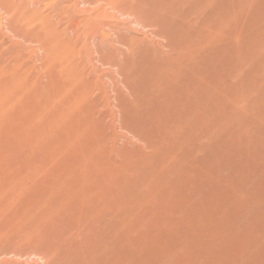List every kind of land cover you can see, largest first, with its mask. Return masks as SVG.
Segmentation results:
<instances>
[{
	"label": "rangeland",
	"instance_id": "obj_1",
	"mask_svg": "<svg viewBox=\"0 0 264 264\" xmlns=\"http://www.w3.org/2000/svg\"><path fill=\"white\" fill-rule=\"evenodd\" d=\"M135 1L0 0V76L4 77L8 75L6 78L11 79L13 77L18 81L10 82L8 83L9 85L5 84V89L0 88V96L4 94L3 98H5L6 103L11 108L5 114H0V264H85L92 257L94 259L91 264H101L102 262V264H108L109 260L110 263L112 260L111 264L117 263L118 260L117 264H147V262L153 264L156 260L158 261L155 264H177L176 261L182 262V258L183 262L185 260V263L178 261L179 264H187V261L188 264L189 262L190 264H195V260L197 259L199 262L203 260V264H223L225 260L224 264H236L237 262V264H254L255 262L256 264H260L261 261V264H264V233H262L264 231V42H262L264 41V29L262 30L264 28V25H262L264 24V12L262 13L264 10V0H229L230 11H228V14L231 16L229 17L228 15L227 18H231L230 20L221 15L218 18H222L224 22L222 23L218 19V22L212 27L210 26V17L208 18L209 23L207 20L202 21V18L197 27H195L196 29L189 27L187 21L194 19L193 15L196 14L199 8L203 7L202 4L204 3L202 1L151 0V2L150 0H137L138 4L134 3ZM158 2L163 3H159L158 7ZM200 2H202L201 5H199ZM146 3L151 4L149 8L160 9L161 12L154 10L152 13L151 11L148 12L151 13L148 14L146 11L149 8L148 5L147 7L145 6ZM168 4L171 5L170 8ZM180 4L183 5L180 6ZM156 6L158 7L157 9ZM170 11L172 12L170 13ZM160 13L164 16L165 20L169 21L168 19H170L173 24L172 22L166 24L165 20H160L161 23L160 21L157 22L158 24L154 22L155 25L153 26V21L158 17L156 18L151 15L160 16ZM166 14L169 18H167ZM178 14L179 18L177 17ZM138 15L147 22V25L142 22L143 20H140L141 18H138ZM184 17L185 19L181 20ZM226 21H228L230 29L228 28L225 32L229 30L228 33L231 37H234V34L236 36L233 39L236 40L235 42L229 35V37L227 36V39L229 38L234 42L229 40L230 46L233 47H230V55H235L227 59L224 51V48H226V45H224L225 39L223 40L225 38L223 36L225 35L220 34L219 36V40H223L221 44H215L208 40L210 33L212 34L210 29L213 28L215 30L212 29L213 32H216L218 29L220 32L222 30L221 27L226 25ZM76 22L79 26L75 27V30L71 29L70 26L72 27V24ZM205 22L209 24V28L206 27L208 24L204 26L203 23ZM92 23H105L106 32L112 34V40L115 38L113 45L120 48L122 52H125L126 46L120 45L117 42V34L114 32L136 40H143L145 44L152 46H150V49L154 51H158L157 49H159L158 52L165 53L167 49L164 45L167 40L163 38L169 37L170 34L173 36L175 31L181 33L184 30L183 27H185L187 30L185 29L184 33L188 31L189 34L183 33L182 36L181 33L180 37L179 33V36L177 34L173 36V41L179 40L185 43L180 45L181 48L182 45L184 46L182 48L183 59H185L184 66H186L185 69L188 68L185 70L187 82H184L183 89L188 98L193 94L197 93L196 95H198L201 92V96L209 98L210 103L216 104L212 110L210 108L207 109V112L210 113L209 115L208 113H205V116L203 113L202 115L197 113L201 116L198 115L197 117L196 114L193 113V115L191 112L186 114L185 140L181 149V155L183 156L182 169L174 178L160 183L161 185L159 184L158 188L157 183L156 186L153 185L154 180L157 181L158 178L153 177L154 180H152V177L149 180L146 179L147 181H153L151 182L152 191L145 186L147 184L146 180L139 179L138 181L134 180L132 184H126L127 180L124 181L123 177L116 178L115 175L113 176L114 178L106 176L93 177V170L97 172L102 170H98L92 164L88 166L89 169L80 166V159L78 158L80 152L76 154L71 146H77L80 150H82L83 146V141H79L71 129L73 113H67L69 120L65 119L61 122L59 126L60 132L54 135L53 138H47L48 131L44 130L46 115L49 117L47 123L56 116L58 118L64 117L63 114L65 112L63 111H65V107H60L61 99H64V96L61 95H65L67 90L64 88V82H51L52 76L56 74L54 72L55 69H53L54 65H58L61 54L57 58L58 54L56 50L51 49L53 43H50L48 47L44 46V40L42 39L43 29L47 30L49 34H54L53 31L59 33L57 37L61 38V41L64 40L66 44L63 43L64 47L59 45V51L61 50L60 47L62 48V55L71 54L73 63L77 60L76 63L83 66L82 71H85L84 75L90 76L89 78L93 82H98L99 87L105 88L107 95L114 97L116 86L123 89V92L125 90L124 93L127 92L123 84L126 77L116 66L97 65L96 59L88 63V56L91 55V52H87L86 50L77 51V49L83 46H93L98 42V35L95 36L90 33L88 37L84 34V31ZM176 23H179V25L177 24V28L175 26ZM163 25L168 29L165 30ZM171 25L173 26L171 27ZM156 26L157 28H155ZM201 26L208 28V32L210 30L209 33L207 32L209 35L204 33L205 30L202 28L204 34L200 35L202 31L199 28ZM37 28L40 29L39 32L36 31ZM158 28L162 30H159L161 34L166 35L165 37L162 38V35L157 32ZM197 29L200 31L199 33L196 31ZM205 34L206 36L204 37ZM187 35H193L191 37H195V41H191V38H187ZM185 37L192 44L187 42L188 40L183 42ZM179 41H177L178 44L181 43ZM200 42H204V46ZM67 44L70 47L73 45L75 48L66 49L65 47L69 46ZM212 44H215L216 48H213ZM187 45L190 47H185ZM199 45L201 48L204 47V51ZM64 49L66 50L64 51ZM68 49L71 51H68ZM186 49L187 51H185ZM189 49L191 51L196 49V52L194 51L196 54L191 51L189 52ZM217 49H220L219 52ZM66 51L68 52L64 55ZM209 51L213 57L209 55ZM216 52L219 54L218 57H214L218 55ZM73 57L75 58L73 59ZM211 57L213 60L210 59ZM63 58L65 59V57ZM218 58L219 61H217ZM202 59L212 61V63L205 62ZM220 59L224 64L219 65L221 64ZM228 60L230 63H228ZM231 60L234 63H231ZM225 62L226 66H224ZM231 64L235 66L233 67ZM129 65H124V72L132 65L133 68L131 69L133 73L140 70L141 67L137 62ZM229 65L232 68L228 69ZM199 66L202 67V70L201 67L198 70ZM216 69L221 70L220 72L223 75L219 71L217 72ZM190 70H192V73ZM66 72L71 76L72 72L70 73L69 69ZM216 72L217 74H215ZM67 73L63 72V74L69 76ZM210 74L211 76L212 74H214L213 76L219 75V78L217 76L212 78L213 76L210 77ZM220 74L223 77L225 76L226 80L231 77L234 78H231V82H221L223 79ZM149 76L142 74L139 79H147L146 81L150 83L152 81V86L153 84H160L158 83V79H160L159 75ZM194 76L203 79L199 78L197 80ZM193 79L197 82H193ZM214 80L219 82H212ZM138 81L139 83L143 82L141 80ZM146 84L143 83V87L139 84L140 90L144 91H139L140 95L150 92L153 88L147 84L146 90L144 88ZM185 84L188 85L185 86ZM217 84L223 88L224 86L227 87L223 89ZM148 87L151 89L149 90ZM190 90H193V92ZM211 91H217L221 96L218 97V93H207ZM9 96L12 98L9 99ZM210 103L207 107L211 105L210 107L212 108L214 105ZM112 104H114V101ZM112 107L111 109L107 107L109 110L102 106L98 108L106 113V130L110 136L106 137L105 140L108 145L116 144L117 151L119 152L128 149H138L141 153L149 154L150 151L148 150L150 149L146 146L145 141L136 139L131 134L116 128L115 124L111 125L113 121L109 117V112H112ZM189 114L190 117L188 116ZM214 115H216L215 119L218 118L214 120L215 122L212 119ZM190 118H193V120ZM189 119L192 123L188 121ZM200 119L203 122V128L199 126L201 124ZM188 123L191 124L189 125ZM192 124L194 128H192ZM212 125L214 128L211 127ZM138 134L140 136V133ZM154 135L159 140L156 147H161L163 142L160 138V133L157 132ZM199 136L201 139H199ZM197 142H199V145L201 143L202 147L201 145L198 146ZM83 147L86 148L88 146L84 144ZM192 155L193 157H191ZM195 156L197 158L194 159ZM190 157L193 159L192 161ZM197 159L199 162L195 161ZM89 163H93V161L89 159ZM84 171L89 173L86 176L87 179H84L81 175ZM126 174L131 178L127 172ZM98 185L101 186L104 192L114 197L113 214L118 213L115 217L116 220L108 222L105 228L98 227L90 214H80L79 209L76 212L71 211V208H76L77 200H83V203H91V205L96 203L97 201L93 200V198L96 197L98 188H94ZM79 189H82L85 195H79ZM106 196L107 194L103 198ZM67 202H71V208L67 209L68 213L65 216L62 215L64 212L60 213L62 216L59 218L58 207L60 205H67ZM118 205L119 208H117ZM130 208L133 210H129ZM191 215L198 217L194 218L193 216L192 218ZM85 218L87 219L84 220ZM184 220L187 224H185L186 222L184 223ZM195 221L196 223H194ZM207 221L208 223H206ZM199 222L204 223L200 225ZM196 227L203 229L202 231L201 229L197 230ZM180 228L181 230H177ZM205 229L208 231L206 232ZM194 231H199L197 235L200 237L197 236V238L196 234L193 235ZM200 231L206 233L205 235L208 238H205V235H202ZM112 232L113 234H111ZM222 232L226 236L220 234ZM226 233H231V235ZM215 235L217 236V240ZM219 235L222 242L218 241ZM186 236L187 238H185ZM201 236H204L205 241ZM223 237L224 239L222 240ZM180 238L183 240L181 241ZM209 238H213L214 242H211ZM244 238L248 239L246 240L248 242L251 240L250 243L245 242ZM254 238L257 239L254 240ZM169 239L172 242L178 240V245L176 242L175 246L172 245L174 243ZM207 239L209 243H207ZM184 240L185 242L187 241L188 245H186ZM198 240L204 241V244ZM231 240H235L236 242L232 243ZM193 242L195 243L194 247L197 249L193 248ZM198 242H200L199 245ZM149 243H152V245ZM179 243L180 245L184 244V248L182 245L180 247ZM189 243L192 247H190ZM212 243H217L214 246L218 248L214 247ZM231 243L235 246L231 245ZM246 243L247 245L249 244V247L245 245ZM209 244L211 245V249ZM218 244H222L221 248ZM137 245L139 247L136 248L135 246ZM197 245L199 248L201 247V251L196 247ZM148 246L153 247L151 248L152 250ZM167 246L169 247L167 248ZM172 246L175 248L173 249ZM213 247L217 249V252L215 251L216 249L213 250ZM228 247L229 249H227ZM173 250L176 252H174L175 254ZM252 250H255V252L252 253ZM126 252H129V254L133 253L131 257H128L131 263L126 257L128 256ZM197 253L199 254L198 256H196ZM245 253H248V255ZM145 254H148L149 257L151 256L150 259ZM151 254H153V258ZM155 255L156 258H160H154ZM182 255H185V258ZM222 255L227 256V258ZM250 255L251 257H249ZM111 256H113V259ZM121 256L124 258L122 257V259ZM178 256H182V258L179 259ZM204 256L209 260H205ZM234 256L236 259L237 257L239 259L235 261ZM241 256L242 259H240ZM247 257L250 258V261H245ZM172 258H175V260ZM171 260L172 262H170ZM242 260H244V263ZM198 261L196 262L198 263ZM207 261L209 262L207 263Z\"/></svg>",
	"mask_w": 264,
	"mask_h": 264
},
{
	"label": "bare ground",
	"instance_id": "obj_2",
	"mask_svg": "<svg viewBox=\"0 0 264 264\" xmlns=\"http://www.w3.org/2000/svg\"><path fill=\"white\" fill-rule=\"evenodd\" d=\"M151 1V0H150ZM159 1H161V0H159ZM166 1V0H165ZM164 1V2H165ZM197 1V0H196ZM199 1H202L204 4H202L203 5V7L202 8H199V10L196 12V14L195 15H193L194 17V19L193 20H190V21H187V25L189 26V27H192L193 29H196L195 27H197V25L199 24V22H200V19H202V21L204 20V21H206L207 20V22H208V18L210 17V19L209 20H211L210 21V26H214V24H216L217 22H218V17L219 16H221L222 15V17H226V19L227 20H230L229 18H227V16L229 15L228 14V11H230V9H229V7H230V5L228 4V1L229 0H199ZM205 1V2H204ZM152 2V1H151ZM202 2H200V4L199 5H201V3ZM134 3H137V0L134 2ZM159 3L160 2H158V7H159ZM163 3V2H162ZM162 3H160V4H162ZM196 3V2H195ZM198 3V2H197ZM138 4V3H137ZM136 4V5H137ZM264 4V3H263ZM141 5V4H140ZM142 5H144V4H142ZM147 5H148V8H149V6H151V4L149 5L148 3H146V7H147ZM164 5V4H163ZM169 5V4H168ZM174 5H175V3H174ZM183 5V4H182ZM181 4H180V6H182ZM135 6V5H134ZM133 6V7H134ZM167 6V5H166ZM179 6V5H178ZM198 6V5H197ZM136 7V6H135ZM157 6H156V9L158 8ZM163 7H165V6H163ZM162 7V8H163ZM171 7V5H169V8ZM173 7V6H172ZM137 8V7H136ZM168 8V7H167ZM168 8V9H169ZM178 8V7H177ZM194 8V7H193ZM139 9V8H138ZM144 9V8H143ZM151 7L149 8V10L148 11H146L147 13L148 12H150L151 11V13H152V11H154L155 9H151ZM180 9V8H179ZM121 10V9H120ZM157 10H159V12H161V10L160 9H157ZM157 10H155V11H157ZM170 10H172V9H170ZM184 10V9H183ZM141 11V10H140ZM179 11V10H178ZM185 11V10H184ZM193 11V10H192ZM195 11V10H194ZM129 12H131V11H129ZM129 12H127V13H129ZM163 12H164V9H163ZM168 12V11H167ZM166 12V13H167ZM172 11H170V13H171ZM264 12V10L262 11V13ZM133 13V12H132ZM138 13V12H137ZM151 13H148V14H151ZM156 13V12H155ZM169 13V12H168ZM167 13V14H168ZM130 14V13H129ZM140 14V13H139ZM167 14H166V16H167ZM187 14V13H186ZM264 14V13H263ZM132 15V14H131ZM169 15H171V14H169ZM172 15H173V13H172ZM176 15V14H175ZM174 15V16H175ZM140 15H138V18H141V17H139ZM150 16V15H149ZM151 16H155L157 19L155 20V21H153V26L155 25V23H157L158 21H164L165 19H164V16L163 15H161V13H160V16H156V15H151ZM150 16V17H151ZM165 16V17H166ZM231 15H229V17H230ZM137 17V16H136ZM178 18H179V14H178V16H177ZM186 17V16H185ZM185 17L184 18H181V20L182 19H185ZM261 17V16H260ZM137 18V20H139ZM167 18H169L168 16H167ZM188 18V17H187ZM153 19H155V18H153ZM174 19V18H173ZM222 18H220L219 19V21H221L222 23L224 22L223 21V19L221 20ZM141 21L143 20V18H141L140 19ZM169 21H167V20H165L166 22V24L167 23H169V22H172V21H170V19H168ZM233 20V19H232ZM161 21H160V23H161ZM138 22V21H137ZM142 22H144L145 24L147 23L146 21H142ZM141 22V24H143ZM155 22V23H154ZM183 22V21H182ZM139 23H140V21H139ZM209 23V22H208ZM208 23H203L204 24V26L205 25H207ZM149 24V23H148ZM158 24V23H157ZM164 24V23H163ZM166 24H164V25H166ZM172 24H173V22H172ZM177 24L179 25V23H176V28H177ZM202 24V25H203ZM221 24V23H220ZM147 25V24H146ZM164 25H163V27H164ZM181 25V24H180ZM200 25H201V23H200ZM199 25V26H200ZM262 25H264V24H262ZM79 25H78V23L76 22V23H73L72 24V27L70 26V28L71 29H74L75 27H78ZM167 26V25H166ZM165 26V27H166ZM173 25H171V27H172ZM183 26H184V24H183ZM229 24H228V21H226V25L224 26V27H221L222 28V30L219 32L218 31V29L216 30V32H213L212 31V29H210L211 30V32H212V34L210 33V36H209V41L210 42H214L215 44H221V41H223L224 39H225V43H224V45H226V48H224V51H225V56H226V59L228 58V57H231V56H233V55H230V52H231V49H230V41L229 40H231V39H227V36L229 35L230 36V34L228 33L229 32V30H228V32H225V30H227L228 28H229ZM105 23H92V24H90V26L86 29V31H84V34L86 35V36H88L89 37V35H90V33H91V35H98V37H99V39H98V42L97 43H95V45H93V46H87L86 44V46H83L82 48H80V49H77V51H79V52H81V51H87V52H91V55H89L88 57H89V60L87 61L88 63H91V61H93V60H95L96 59V63H97V65L98 64H101V65H111L112 67L113 66H116L118 69H119V71L120 72H122L123 74H124V76L126 77V79L124 80L125 82H123V84H124V86L126 87V90H127V92L126 93H124L125 92V90H124V92H123V89H120L118 86H116L115 87V89H114V91H115V96L114 97H111V96H109V95H107V91H106V89L104 88L103 89V87L102 86H98V82H93L87 75L85 76L84 74V72L85 71H82V69H83V66L81 65V64H79V63H76L77 62V60H76V62L75 63H73V60H72V57H71V54L70 55H68L67 54V52L68 51H71V50H69L68 49V51H66V53H64V55L65 54H67L66 56H63L62 54H63V52H62V46H63V43L65 42L64 40L63 41H61V38H58L57 36H58V34L59 33H57L56 31L54 32L53 31V33L54 34H49L48 32H47V30H45V29H43V37H42V39L44 40V42H43V44H44V46H46V47H48V45H50V43L52 44L51 46H52V48L51 49H55L56 50V52H57V54H58V57L57 58H59L60 56V54H61V57L59 58V61H58V65H54L55 67L53 68V69H55V75H53L52 76V80H51V82H64V88H66V90H67V93L65 94V95H61V96H64V99H61L62 101H61V108L62 107H65V111H63V112H65L64 114H63V116L64 117H61V118H58L57 116L54 118V119H51L50 120V122H48L47 123V121H48V119H49V117L46 115V117H45V123L46 124H44L45 125V128H44V130L46 129L47 131H48V137L47 138H49V137H51V138H53L54 137V135H56L57 133H59L60 132V130H59V126H60V124H61V122L63 121V120H65V119H68L69 120V115L67 114L68 112H69V114H72L73 113V118L71 119V129L73 130V134H74V136L77 138V139H79V141H83V146H84V144H86L88 147H83L82 146V150H80V149H78L77 148V146H74V145H71L72 146V148L74 149V152L77 154V153H79L80 152V154L78 155V158L80 159V166H82L83 168H87V169H89L88 168V166H90V164H92V165H94L98 170H102V171H96V170H93L94 171V176L93 177H104V176H106V177H113L114 175L116 176V178H119V177H123L124 178V181L125 180H127V182H126V184H132L133 182H134V180H139V179H141V180H149L150 179V177H152V180H154V178L153 177H155V178H158L157 179V181H155L154 180V184L153 185H155L156 186V183H157V188H158V185L160 184V183H163V182H165V181H167L168 179H172V178H174L180 171H181V169H182V163H183V156L181 155V149L183 148V143H184V140H185V126H186V114L188 113V112H191L192 114L194 113V114H196V116L198 117V115L199 114H197V113H200L201 115H202V113L204 114V116L206 115L205 113H208V115L210 114L209 112H207V109H213V107H215V105L214 104H212V103H210V99L209 98H205L204 96H201L200 95V93L201 92H199V94L198 95H196V94H190V95H192L191 97L189 96V98H188V96L186 95V93H185V90L183 89L184 88V82H187V80H186V77H185V70L186 69H188V68H186L185 69V67L186 66H184V60L185 59H183V54H182V52H183V50H182V48L184 47L183 45H182V48H181V44H185V43H182L181 41H179V40H176V41H173V36H176L175 34H179L180 32L178 31H175L174 33V35L173 36H171V34L169 35V37H167L166 35H164V34H161V32L160 31H162L161 29H159L158 28V33L159 34H161L162 35V38L163 37H165L166 36V38H163V39H165V40H167V42L165 43V48L167 49V51L165 52V53H160V52H158L159 51V49H157L158 51H154V50H152V49H150V44H145L144 43V41L143 40H136V39H134V38H129V37H126V36H124V35H119L117 32H114V33H116L117 34V38H116V40H117V42L118 43H120V45L121 44H123V45H125L126 46V49H124L125 50V52H122L121 50H120V48H118V47H116V46H114L113 45V41L115 40V38H113L114 40H112V34H110V33H107L106 32V29H105ZM164 27V28H165ZM179 27H181V26H179ZM206 27H208L209 28V24L206 26ZM232 27V26H231ZM155 28H157V26L155 27ZM182 28V27H181ZM204 29L205 30V32L204 33H207L208 32V28H203V26H201L199 29L202 31V29ZM262 28V27H261ZM163 29V28H162ZM166 29H168V28H165V30ZM183 32L181 31V29L179 28V30L181 31V33H182V36H183V33L185 32V27H183ZM206 29H207V31H206ZM230 29V28H229ZM264 28H262V30H263ZM75 30V29H74ZM155 30V29H154ZM160 30V31H159ZM175 30V29H174ZM173 30V31H174ZM187 30V29H186ZM190 30H192L191 28H190ZM210 30H209V32H210ZM214 30V29H213ZM261 30V31H262ZM36 31L37 32H39L40 31V29L39 28H37L36 29ZM35 31V32H36ZM68 31V30H67ZM73 31V30H72ZM156 31H153V32H156ZM195 31V30H194ZM196 31H198V29L196 30ZM215 31V30H214ZM224 31V32H223ZM78 33H81V32H79V31H77ZM156 32V33H157ZM200 31H198V33H199ZM208 32V33H209ZM237 32V31H236ZM235 32V33H236ZM240 32H242L241 30H240ZM52 33V32H51ZM64 33V32H63ZM77 33V34H78ZM173 33V32H172ZM181 33H180V37H181ZM187 33H188V31H187ZM187 33H184V34H187ZM203 33V31L200 33V35ZM203 33V34H204ZM207 33V34H208ZM83 34V33H82ZM189 34V33H188ZM197 34V33H196ZM202 34V35H203ZM220 34H223V35H225V36H223V37H225V38H223V37H220V38H223V40H219V36H220ZM232 34V33H231ZM237 34V33H236ZM242 34V33H241ZM63 35V34H62ZM79 35V34H78ZM155 35H157V34H155ZM194 35V34H193ZM193 35H191V36H193ZM201 35V36H202ZM209 35V34H208ZM250 35V34H249ZM179 36V35H178ZM188 36V35H187ZM191 36H188L187 38H191V41H193L194 39H195V37L196 38H198L197 36H195L194 38L193 37H191ZM206 36V34L204 35V37ZM228 36V37H229ZM22 37V36H21ZM63 37H65V36H63ZM208 37V36H207ZM231 37V36H230ZM234 37H236L235 36V34H234ZM234 37H231L232 38V40L233 39H235ZM23 38V37H22ZM81 38V37H80ZM186 37H185V40L183 41L182 39V41L183 42H185V41H187V42H189V39H187ZM193 38V39H192ZM237 38H238V36H237ZM65 39V38H64ZM239 39V38H238ZM67 40V39H66ZM197 40V39H196ZM199 40H201V39H199ZM231 40V42H235L236 40H233L232 41ZM263 40V39H262ZM68 41V40H67ZM177 41H179V42H181L180 44H178V42ZM189 42V43H191L192 44V42ZM195 41V40H194ZM203 41H205V39H203ZM237 41H239V40H237ZM176 42H177V44H176ZM207 42V41H206ZM233 42V43H234ZM262 42H264V41H262ZM67 43V42H66ZM69 43V42H68ZM200 43H202V42H200ZM222 43V44H223ZM240 43V42H239ZM260 43V42H259ZM65 44V43H64ZM72 44V43H71ZM186 44H188V43H186ZM214 44V45H215ZM59 45H61V47H60V51H59ZM66 45V44H65ZM69 44H67V46H68ZM84 45V44H83ZM190 45V44H189ZM206 45V44H205ZM207 45H208V43H207ZM213 44H212V46H213V48H216L215 46H214ZM232 45V44H231ZM261 45V44H260ZM264 45V44H263ZM200 46V45H199ZM202 46H204V42L202 43ZM209 46H211V45H209ZM217 46V45H216ZM64 47V46H63ZM71 47H73V48H75L73 45L71 46ZM70 47V45L68 46V47H65L66 49L67 48H71ZM77 47V46H76ZM152 47V46H151ZM185 47H190V46H185ZM258 47V46H257ZM122 48V47H121ZM200 48H201V46H200ZM204 48V47H203ZM203 48H201L202 50H203ZM222 48V47H221ZM231 48H233V47H231ZM66 49H64V51L66 50ZM212 49V48H211ZM210 49V51L211 52H213L212 50ZM223 49V48H222ZM49 50V49H48ZM73 50V49H72ZM196 49H193V51H191L190 49L188 50L189 52L191 51V52H193V53H195L196 51H195ZM218 50V52H219V50L220 49H217ZM235 50V49H234ZM263 50V49H262ZM51 51V50H50ZM75 51V50H74ZM153 51V52H152ZM185 51H187V49L185 50ZM184 51V53H186ZM195 51V52H194ZM204 51V50H203ZM210 51H209V53H210ZM215 51V50H214ZM78 52V53H79ZM237 52V51H236ZM236 52H234V53H236ZM198 53V52H197ZM217 53V52H216ZM72 54H73V52H72ZM81 54V53H80ZM192 54V53H191ZM196 54V53H195ZM194 54V55H195ZM199 54V53H198ZM197 54V55H198ZM218 54V53H217ZM220 54H221V52H220ZM86 55V54H85ZM202 55V54H201ZM209 55H211L212 56V53H210ZM240 55V54H239ZM199 56V55H198ZM197 56V57H198ZM219 56V54L217 55V56H214V57H218ZM235 56V55H234ZM63 57H65V59L63 58ZM186 57V56H185ZM213 57V56H212ZM212 57L210 58L211 60H213L212 59ZM224 57V56H223ZM75 57H73V59H74ZM196 58V57H195ZM239 58H241V57H239ZM209 59V58H208ZM214 59H217V58H214ZM243 59H245V58H243ZM189 60V59H188ZM195 60V59H194ZM202 60H204V59H202ZM221 60V59H220ZM233 60H234V58H233ZM90 61V62H89ZM205 62H210V63H212V61H207L206 59L204 60ZM217 61H219V58H218V60ZM232 61V60H231ZM136 63L137 62V64H139V65H141V67H140V70H138V71H135L134 73H133V70L131 69V68H133L132 66L131 67H128L129 69L128 70H125V72L126 71H128V72H124V65H127V66H130L129 64H133V63ZM239 62V61H238ZM244 62V61H243ZM193 63V62H192ZM191 63V64H192ZM209 63V65H211ZM215 64H216V62H214ZM214 63H213V65H214ZM219 63V62H218ZM218 63H217V65H218ZM222 63L224 64V62L221 60V64H219V65H222ZM228 63H230V61L228 60ZM231 63H234V61H232ZM199 64V63H198ZM197 65V64H196ZM202 65V64H201ZM204 65V64H203ZM216 65V66H217ZM218 65V66H219ZM227 64H226V62H225V65L224 66H226ZM232 65V64H231ZM242 65H243V63H242ZM223 66V67H224ZM233 66V65H232ZM235 66V65H234ZM233 66V67H234ZM239 66H241V65H239ZM250 66V65H249ZM135 67V66H134ZM189 68H190V66H188ZM200 67L201 66H199L198 67V70L200 69ZM136 68V67H135ZM205 68V67H204ZM208 68V67H207ZM214 68V67H213ZM226 68V67H225ZM224 68V69H225ZM230 68H232V67H230V65H229V67H228V69H230ZM69 69V71H70V73H71V76H70V74H68L67 72H66V70H68ZM191 69V68H190ZM196 69V68H195ZM221 69V68H220ZM223 69V70H224ZM227 69V68H226ZM201 70H202V67H201ZM215 70V69H214ZM213 70V71H214ZM217 70V72L219 71V69H216ZM222 70V71H223ZM241 70V69H240ZM192 70H190V72H191ZM221 71V70H220ZM219 71V72H220ZM228 71V70H227ZM63 72H65V73H67L69 76H67V75H65V74H63ZM120 72H118V73H120ZM194 72H195V70H194ZM200 73H201V71H199ZM217 72L215 73V74H217ZM128 73V74H127ZM192 73V72H191ZM199 73V74H200ZM213 73V72H212ZM220 73H222V72H220ZM224 73H225V70H224ZM229 73V72H228ZM244 73V72H243ZM8 74H10V73H8ZM142 74H146V75H150L149 77H152V76H158L159 75V77H160V79H158L157 81H158V83H160V84H156V85H154L153 84V86L151 85V83H152V81H151V83L149 82V81H146L147 79H145V80H143V78L142 79H139V78H141L140 76H142ZM187 74V73H186ZM219 74V73H218ZM11 75V74H10ZM214 74H212V76H213ZM221 75V74H220ZM222 75H223V73H222ZM221 75V78L223 79V81H221V82H231V78H234V77H231V78H228V80H226L223 76ZM8 75H5L4 77H1L0 76V88H4L6 85H9L8 83H10V82H18L17 80H15L13 77H11V79H9V78H6ZM14 76V75H13ZM145 76V75H144ZM196 76H197V74H196ZM196 76H194V77H196ZM202 76V75H201ZM210 77H212L211 76V74L209 75ZM218 77L219 75H215V76H213L212 78H214V77ZM15 77H16V75H15ZM146 77V76H145ZM148 77V78H149ZM158 77V78H159ZM203 77V76H202ZM209 77V78H210ZM155 78H157V77H155ZM190 78L192 79V77L190 76ZM200 78V77H199ZM199 78L198 77H196V79L197 80H199ZM219 78V77H218ZM151 79V78H150ZM200 79H203V78H200ZM230 79V80H229ZM259 79H261V78H259ZM138 80H141V81H143V82H141V83H139V81ZM149 80V79H148ZM194 80V79H193ZM193 80H191V81H193ZM137 81V82H136ZM144 81H146L147 82V84H149V86L150 87H153L152 89L151 88H149V90H150V92H146V93H144V94H139L140 92L139 91H143L142 89L140 90V85L139 84H141V86H142V84L143 83H145L146 84V82H144ZM154 81V80H153ZM156 81V80H155ZM200 81H202V80H200ZM210 82H211V80H209ZM232 81H233V79H232ZM193 82H197V81H193ZM212 82H219V81H217V80H214V81H212ZM233 82H235V81H233ZM232 82V83H233ZM243 82V81H242ZM253 82H254V80H253ZM114 83V82H113ZM6 84V85H5ZM144 85L145 87V89L147 88V86L148 85ZM188 85V84H187ZM186 84H185V86H187ZM218 85V84H217ZM226 85V84H225ZM114 86V85H113ZM220 88L222 87V86H220V85H218ZM238 86V85H237ZM259 86V85H258ZM143 87V86H142ZM227 87V86H226ZM225 86H224V88H226ZM241 87V86H240ZM143 88V89H144ZM189 88H190V86H189ZM218 88V87H217ZM220 88H218V89H220ZM223 88V87H222ZM223 88V89H224ZM242 88H243V86H242ZM257 88V87H256ZM5 89V88H4ZM147 90V89H146ZM194 90H196V89H194ZM256 90V89H255ZM190 91H192L193 92V90H190ZM144 92V91H143ZM142 92V93H143ZM194 92H196V91H194ZM161 93V94H160ZM207 93H218L219 94V96L218 97H220L221 96V94L219 93V92H217V91H211V92H207ZM225 93V92H224ZM223 93V94H224ZM7 95V94H6ZM140 95V96H139ZM225 95V94H224ZM4 97V94L2 95V96H0V114H5L6 112H7V110H9V109H11L10 107H9V105L6 103V101H5V98H3ZM12 97H13V95H12ZM12 97H10L9 96V99H11ZM54 97V96H53ZM8 99V100H9ZM57 99V98H56ZM7 100V101H8ZM205 100H207V101H205ZM219 101H221L220 99H218ZM113 101H114V104H112L113 103ZM205 101V102H204ZM218 101V102H219ZM14 102V101H13ZM8 103H9V101H8ZM20 103V102H19ZM212 104V105H214V106H212V108L210 107V106H208L207 107V105L208 104ZM21 104V103H20ZM104 104V105H103ZM8 107H7V106ZM22 105V104H21ZM226 105V104H225ZM228 105V104H227ZM55 106V105H54ZM100 106H102V107H105L106 109H107V107L108 108H110L111 109V106H113L112 107V112H109V117L110 118H112V121L113 122H111V125H113V124H115V126H116V128H118V129H121V130H123V131H125L126 133H129V134H131V136H133L134 138H136V139H141V140H143V141H145L146 142V146L150 149V150H148V151H150V153L149 154H145V153H141L138 149H128V150H124V151H122V152H119V151H117V146H116V144H114V145H108V143L106 142V137H109L110 135L108 134V132H107V130H106V124H105V119H106V113L103 111H101L100 109H98ZM226 107H228V106H226ZM15 109V108H14ZM215 109V108H214ZM217 109V108H216ZM98 110H99V113H98ZM107 110H109V109H107ZM214 111V110H213ZM227 111H229V110H227ZM219 112L221 113V111H220V109H219ZM215 113V112H214ZM193 114V115H194ZM213 114V113H212ZM225 115V114H224ZM59 116V115H58ZM189 117H190V114L188 115ZM200 116V115H199ZM215 116V117H214ZM214 116H212V119H213V121L214 120H217V119H215L216 118V115H214ZM217 116H219V115H217ZM191 117H192V115H191ZM197 117H196V119H197ZM201 117V116H200ZM210 117V116H209ZM214 117V118H213ZM188 118V117H187ZM204 118V117H203ZM202 118V120H204ZM206 118V117H205ZM211 118V117H210ZM191 120H193V118H190ZM188 120V121H191V120ZM199 119V118H198ZM201 120V119H200ZM202 120H201V124L199 125V126H201L200 128H203V122H202ZM187 121V122H188ZM196 121V120H195ZM210 121V120H209ZM212 121V122H213ZM66 122H68V121H66ZM198 122H199V120H198ZM197 122V123H198ZM215 122V121H214ZM213 122V123H214ZM228 122V121H227ZM191 123H192V121H191ZM191 123H188L189 125L191 124ZM200 123V122H199ZM211 123V122H210ZM212 123V124H213ZM208 124V123H207ZM215 124H217V123H215ZM222 124H223V122H222ZM209 125H211V124H209ZM214 125V124H213ZM211 126V127H213L214 128V126ZM191 126H193L192 128H194V125L192 124ZM205 127V126H204ZM208 127V126H207ZM215 127H216V125H215ZM220 127V126H219ZM65 128V127H64ZM70 128V127H69ZM68 128V129H69ZM198 129V128H197ZM192 130H194V129H192ZM200 130V129H199ZM209 130V129H208ZM226 130V129H225ZM195 131L196 132H198V130H196L195 129ZM194 131V132H195ZM160 133V138H161V140H162V144H161V147H156L157 146V144H158V142H159V140H157V138H156V135H154V134H156V133ZM193 132V133H194ZM203 132H205V131H203ZM211 132H213V131H211ZM210 132V133H211ZM220 132V131H219ZM224 132V131H223ZM138 133H140V136H139V134ZM216 133V132H215ZM218 133V132H217ZM200 134V133H199ZM220 134V133H219ZM230 135V134H229ZM195 136H196V134H195ZM69 137V136H68ZM159 137V136H158ZM228 137V136H227ZM210 138V137H209ZM199 139H201L200 138V136H199ZM198 139V140H199ZM224 139H225V137H224ZM228 139V138H227ZM211 141V140H210ZM71 143V142H70ZM195 143V142H194ZM197 144H198V146H200L201 145V143H200V145H199V142H197ZM203 144V143H202ZM224 144V143H223ZM209 145V144H208ZM154 146H155V148H154ZM203 146H205L204 144H203ZM201 147H202V145H201ZM67 148H69V147H67ZM151 148H153L152 150H151ZM60 149V148H59ZM65 151H66V149H65ZM64 152V151H63ZM69 154V153H68ZM70 156V155H69ZM172 156H173V158H172ZM198 156V155H197ZM197 156H195L194 157V159L195 158H197ZM191 157H193V155L191 156ZM190 157V158H191ZM89 159L91 160V161H93V163H89ZM200 159V158H199ZM193 159L191 158V161H192ZM202 160V159H201ZM204 160V159H203ZM190 161V160H189ZM190 161V162H191ZM196 162L198 161V159L197 160H195ZM199 162V161H198ZM76 165H77V163H76ZM225 166V165H224ZM104 168H106V169H104ZM18 169H19V167H18ZM126 172L130 175V177L131 178H129V176L126 174ZM198 172H200V171H198ZM105 173H107V174H105ZM201 173V172H200ZM91 174H92V172H91ZM82 175V177H84V179H87V177L86 176H88L89 175V173H87L86 171H84V173L83 174H81ZM92 177V176H91ZM114 178V177H113ZM100 179V178H99ZM146 180V182H147V184H145V186H147L148 188H149V190H151V182H153L152 180L151 181H147ZM85 181V180H84ZM161 185V184H160ZM81 186H83V185H81ZM98 188V189H97ZM156 188V189H157ZM94 189H97V192L98 193H96L97 195H95L96 197H94L93 198V200H95V201H97L96 203H94L93 205H91V203L89 204V203H83V200H77L76 201V208H71V202H67V205H64V206H61L60 205V207H58V210H57V212L59 211V218H61V216L62 215H67V213H68V211H67V209H69V208H71L72 210L71 211H74V212H76L78 209H79V212H80V214H83V215H91V217H92V219L96 222V224H97V226L98 227H102V228H105L106 227V225H108V222H114V220H116V216H117V214H113V209H114V206H113V203H114V197L113 196H110V194H108V193H106V192H104V190L101 188V186L100 185H98L96 188H94ZM159 189H160V187H159ZM152 191V190H151ZM150 192V191H149ZM157 192V191H156ZM155 192V193H156ZM100 193V195H98ZM105 194H107V196L105 197V198H103V196L105 195ZM150 194V193H149ZM79 195H85V192L82 190V189H79ZM102 197V198H101ZM152 198V197H151ZM223 198V197H222ZM82 199V198H81ZM148 199H150V198H148ZM148 199H146V200H148ZM151 200V199H150ZM51 204V203H50ZM211 206V205H210ZM117 208H119V205H118V207ZM239 209V208H238ZM243 209H244V207H243ZM129 210H133L132 208H130ZM210 211V210H209ZM243 211V210H242ZM62 212H64V214H62V215H60V213H62ZM118 212V211H117ZM190 212V211H189ZM195 214H196V212H195ZM233 214V213H232ZM210 215V214H209ZM190 216V215H189ZM194 216V218H196V217H198V216H196V215H193ZM193 216L191 215V217L193 218ZM214 216V215H213ZM212 216V217H213ZM90 217V218H91ZM210 217V216H209ZM201 218V217H200ZM200 218H198V220H200ZM211 218V217H210ZM87 218H85L84 220H86ZM184 219V218H183ZM213 219H214V217H213ZM247 219V218H246ZM245 219V220H246ZM195 220V219H194ZM198 220H197V223H198ZM202 220V219H201ZM209 220V219H208ZM211 221V220H210ZM215 221H216V219H215ZM186 221L184 220V223H185ZM247 222V221H246ZM120 223V222H119ZM194 223H196V221L194 222ZM200 223V222H199ZM204 223V222H203ZM203 223H200V225H202ZM206 223H208V221L206 222ZM219 223V222H218ZM112 224V223H111ZM116 224V223H115ZM185 224H187V222L185 223ZM184 224V225H185ZM110 225V224H109ZM192 225V224H191ZM197 225V224H196ZM195 225V226H196ZM199 225V224H198ZM199 225V226H200ZM210 225V224H209ZM253 225V224H252ZM262 225V224H261ZM114 226H116V225H114ZM119 226V225H118ZM187 226V225H186ZM182 227V226H181ZM190 227V226H189ZM194 227V226H193ZM201 227H203V226H201ZM207 227V226H206ZM224 227V226H223ZM242 227V226H241ZM258 227V226H257ZM264 227V226H263ZM178 228H179V226H178ZM183 228V227H182ZM186 228H188V227H186ZM197 228V227H196ZM204 228H205V226H204ZM215 228V227H214ZM216 228H218V227H216ZM244 228V227H243ZM256 228V227H255ZM262 228V227H261ZM201 228H197V230H200ZM203 229V228H202ZM202 229H201V231H202ZM209 229H211L210 227H209ZM254 229V228H253ZM108 230V229H107ZM113 230H116V229H113ZM177 230H181V228L180 229H177ZM187 230V229H186ZM241 230V229H240ZM264 230V229H263ZM111 231V230H110ZM117 231V230H116ZM131 231V230H130ZM200 231V232H201ZM205 231L207 232L208 230H206L205 229ZM257 231H259V230H257ZM127 232V231H126ZM132 233H133V231H131ZM177 232V231H176ZM181 232V231H180ZM180 232H179V234H180ZM190 232V231H189ZM195 232V231H194ZM197 232H199V231H196L195 233H193V235L194 234H196L195 236L197 237V236H199V235H197ZM203 232H204V230H203ZM224 232V231H223ZM223 232L222 233H220V234H222L223 235ZM230 232V231H229ZM238 232H240L239 230H238ZM237 232V233H238ZM251 232V231H250ZM128 233H130V232H128ZM202 233V232H201ZM209 233V232H208ZM262 233H264V231L262 232ZM111 234H113V232L111 233ZM179 234H177V235H179ZM200 234V233H199ZM205 235L206 233H202V235ZM212 234V233H211ZM219 234V233H218ZM226 234H230L231 235V233H226ZM244 234V233H243ZM261 234V233H260ZM187 235V234H186ZM192 235V234H191ZM190 235V236H191ZM192 235V236H193ZM237 235V234H236ZM263 235V234H262ZM122 236V235H121ZM128 236H129V234H128ZM166 236V235H165ZM211 236V235H210ZM209 236V237H210ZM216 236V235H215ZM214 236V237H215ZM220 236V235H219ZM218 236V237H219ZM223 236H226V235H223ZM241 236V235H240ZM257 236H258V234H257ZM181 237V236H180ZM200 237V236H199ZM204 236H201V238H203ZM228 237V236H227ZM244 237V236H243ZM247 237V236H246ZM254 237V236H253ZM131 238H132V236H131ZM170 238H172L173 239V237H171L170 236ZM182 238H183V236H182ZM185 238H187V236L185 237ZM189 238V237H188ZM190 238H192V237H190ZM198 238V237H197ZM197 238H196V241H197ZM205 238H208V237H206V235H205ZM230 238V237H229ZM232 238V237H231ZM242 238V237H241ZM250 238H251V235H250ZM249 238V239H250ZM258 238V237H257ZM257 238H254V240L255 239H257ZM69 240H70V238H68ZM121 239H123V238H121ZM124 239H125V237H124ZM123 239V240H124ZM178 239V238H177ZM195 239V238H194ZM204 239V238H203ZM210 240H211V242L213 241L214 242V240H212L211 238H209ZM215 239V238H214ZM224 239V237L222 238V240ZM227 239V238H226ZM232 239H234V238H232ZM245 239V238H244ZM253 239V238H252ZM126 240V239H125ZM165 240V239H164ZM168 240V239H167ZM166 240V242H168ZM171 242H172V240L171 239H169ZM174 240H176V239H174ZM180 240L182 241L183 239H181L180 238ZM186 240V239H185ZM185 240H184V242H185ZM190 240V239H189ZM188 240V241H189ZM191 240H193V239H191ZM202 240V239H201ZM209 240V241H210ZM216 240H217V236H216ZM221 241V236H220V238L218 239V241ZM238 240V239H237ZM246 240H248V239H245L244 241L245 242H248V241H246ZM178 241V240H177ZM177 241H175L176 242V244L178 243ZM198 241H200V240H198ZM204 241H205V239H204ZM204 241H200L201 243H203ZM207 241V243H209L208 242V239L206 240ZM219 241V242H220ZM227 241H228V239H227ZM226 241V242H227ZM232 241V240H231ZM242 241V240H241ZM251 241V240H250ZM250 241L248 242V243H250ZM148 242H151V241H148ZM164 242V241H163ZM175 242H172V243H174V244H172V245H174L175 246ZM187 242V241H186ZM185 242V243H186ZM192 242V241H191ZM190 242V243H191ZM200 242H198V245H199V243ZM222 242V241H221ZM224 242V241H223ZM225 242V243H226ZM233 242H236L235 240L234 241H232V243ZM252 242H254L253 240H252ZM251 242V243H252ZM146 243H147V241H146ZM165 243V242H164ZM189 243V245H191ZM225 243H224V245H225ZM231 243V245H234V244H232ZM242 243V242H241ZM148 244V243H147ZM150 244V243H149ZM157 244V243H156ZM194 242H193V248H195L194 247ZM204 244V243H203ZM202 244V245H203ZM213 244V243H212ZM215 244H217V243H215ZM215 244H213V246L215 245ZM244 244V243H243ZM243 244H241V245H243ZM263 244H264V242H263ZM150 245H152V243L150 244ZM160 245H161V243H160ZM178 245V244H177ZM179 245H180V243H179ZM182 245V244H181ZM181 245H180V247H181ZM184 245V244H183ZM182 245V246H183ZM186 245H188L187 243H186ZM198 245L196 246V247H198ZM210 245V244H209ZM219 245V244H218ZM240 245V244H239ZM245 245H247V243L245 244ZM201 246V245H200ZM221 246H222V244L221 245H219V247L221 248ZM235 246V245H234ZM248 247H249V244L247 245ZM136 248L137 247H139L138 245L137 246H135ZM150 246H148V248H149ZM160 247H163V246H160ZM165 247H166V245H165ZM169 246H167V248H168ZM179 247V246H178ZM179 247V248H180ZM190 247H192V245L190 246ZM204 247V246H203ZM207 247H208V245H207ZM214 247H216V246H214ZM213 247V248H214ZM226 247H227V245H226ZM225 247V248H226ZM232 247V246H231ZM244 247V246H243ZM246 247V246H245ZM247 247V248H248ZM263 247V246H262ZM151 248H153V247H150V249ZM156 248H157V246H156ZM172 248H173V246H172ZM175 248V247H174ZM173 248V249H174ZM183 248H184V246H183ZM199 248V247H198ZM205 248V247H204ZM216 248H218V247H216ZM216 248H214L213 250H215ZM219 248V249H220ZM238 248H239V246H238ZM251 248V247H250ZM254 248V247H253ZM139 249V248H138ZM138 249H136V250H138ZM144 249V248H143ZM149 249V250H150ZM182 249V248H181ZM195 249H197V248H195ZM201 249V247L199 248V250ZM210 249H211V245H210ZM218 249V250H219ZM227 249H229V247L227 248ZM235 249V248H234ZM241 249V248H240ZM245 249V248H244ZM255 249V248H254ZM261 249V248H260ZM120 250V249H119ZM152 250V249H151ZM160 250V249H159ZM171 250V249H170ZM183 250V249H182ZM187 250H189V249H187ZM257 250V249H256ZM155 251V250H154ZM157 251V250H156ZM201 251V250H200ZM200 251H198V253H200ZM203 251V250H202ZM206 251H208V250H206ZM211 251V250H210ZM216 252H217V249L215 250ZM219 251H221V250H219ZM223 251V250H222ZM238 251V250H237ZM245 251H247V250H245ZM249 251V250H248ZM247 251V252H248ZM143 252V251H142ZM175 251L173 250V253H174ZM216 252H214V253H216ZM224 252V251H223ZM227 252V251H226ZM252 253L253 252H255V250H252L251 251ZM251 252H250V254H251ZM122 253V252H121ZM151 253V252H150ZM171 253V252H170ZM172 253V254H173ZM176 253V252H175ZM174 253V254H175ZM197 253V255L196 256H198L199 254ZM203 253V252H202ZM208 253V252H207ZM211 253V252H210ZM213 253V254H214ZM219 253V252H218ZM228 253V252H227ZM239 253H240V251H239ZM262 253V252H261ZM132 255H133V253H131ZM131 254H129V252H126V255H128V256H126L127 258L128 257H131L132 255ZM154 254V253H153ZM153 254H151L152 255V258H153ZM164 254V253H163ZM212 254V253H211ZM210 254V256H212ZM224 254H226V253H224ZM245 254H247L248 255V253H245ZM256 254H257V252H256ZM130 255V256H129ZM146 255H148V254H145V256ZM156 255H157V253H156ZM156 255H155V257L154 258H156ZM161 255V254H160ZM168 255H170V254H168ZM206 255V254H205ZM221 255V254H220ZM230 255V254H229ZM253 255V254H252ZM264 255V254H263ZM113 256H115V255H113ZM113 256H111V258L113 259ZM125 256V255H124ZM163 256V255H162ZM161 256V257H162ZM166 256V255H165ZM183 256V255H182ZM182 256L181 257H179V259L180 258H182ZM223 256V255H222ZM123 256H121V258H122ZM151 257V256H150ZM150 257H149V255H148V258L150 259ZM184 258H185V255L183 256ZM205 257V256H204ZM216 257V256H215ZM220 257V256H219ZM223 257H225V255L223 256ZM222 257V258H223ZM249 257H251V255L249 256ZM249 257H247L246 258V260L245 261H247V260H249L250 261V258ZM108 258V257H107ZM119 258V257H118ZM124 258V257H123ZM122 258V259H123ZM144 258V257H143ZM158 258H160V257H157L156 259H158ZM190 258V257H189ZM199 258V257H198ZM208 258V257H207ZM210 258V257H209ZM225 258H227V256L225 257ZM234 259H236V257L234 256L233 257ZM258 258V257H257ZM260 258H261V255H260ZM94 259V257H92L91 259H89L87 262H85V264H91V262H92V260ZM110 259V258H109ZM117 259V258H116ZM120 259V258H119ZM146 259V258H145ZM163 259V258H162ZM173 259V258H172ZM200 259H201V255H200ZM199 259V260H200ZM231 259V258H230ZM239 258L237 257V259L235 260V261H237ZM240 259H242V256L240 257ZM264 259V258H263ZM108 260V259H107ZM118 260V259H117ZM125 260H126V258H125ZM124 260V261H125ZM128 260H129V258H128ZM141 260H142V258H141ZM152 260V259H151ZM168 260V259H167ZM173 260H175V258L173 259ZM178 260V259H177ZM205 260H209V259H206V257H205ZM255 260H256V258H255ZM258 260V259H257ZM97 261V260H96ZM110 261V260H109ZM108 261V264H111L112 263V260H111V263ZM119 261V260H118ZM118 261H117V263H118ZM120 261H123V260H120ZM130 261V263H131V260H129ZM143 261V260H142ZM149 261V260H148ZM156 261H158V260H156ZM156 261L153 263V264H155L156 263ZM179 261V260H178ZM176 261V263L177 264H179V262H181V261ZM189 261H191V260H189ZM196 261H198V259L197 260H195V264L197 263ZM202 261V264H203V260H201ZM201 261L199 262L198 261V263L197 264H201ZM219 261H220V259H219ZM218 261V262H219ZM226 261V260H225ZM224 261V262H225ZM230 261V260H229ZM243 261V263H244V260H242ZM242 261H240V262H242ZM254 261V260H253ZM259 261V260H258ZM94 262H95V260H94ZM115 262H116V260H115ZM145 262H147V261H145ZM152 262V261H151ZM170 262H172V260L170 261ZM182 262H183V258H182ZM181 262V263H182ZM209 261H207V263H208ZM217 262V263H218ZM224 262H223V264H224ZM101 263V262H100ZM103 263V262H102ZM101 263V264H102ZM106 263V262H105ZM117 263H114V264H117ZM143 263H144V261H143ZM180 263V264H181ZM183 263H185V260H184V262ZM211 263V262H210ZM238 263V262H237ZM236 263V264H237ZM260 263V262H259ZM261 263H262V261H261ZM260 263V264H261ZM99 264V263H98ZM147 264H149L148 262H147ZM152 264V263H151ZM164 264V263H163ZM175 264V263H174ZM187 264H188V261H187ZM189 264H190V262H189ZM192 264V263H191ZM229 264V263H228ZM242 264V263H241ZM254 264H256V262L254 263Z\"/></svg>",
	"mask_w": 264,
	"mask_h": 264
}]
</instances>
